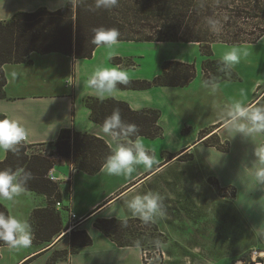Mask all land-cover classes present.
<instances>
[{
    "label": "crops",
    "instance_id": "obj_1",
    "mask_svg": "<svg viewBox=\"0 0 264 264\" xmlns=\"http://www.w3.org/2000/svg\"><path fill=\"white\" fill-rule=\"evenodd\" d=\"M68 1L0 0V19L42 6L57 9ZM136 42L140 41H118L111 47L102 44L95 48L91 57L33 52L24 62L5 64L7 96L0 98V119L16 120L26 130L28 138L24 143L30 147L56 141L63 128L96 134L113 148L119 145L114 135L104 134L103 125L92 119L91 110L84 102L89 95L98 97L87 86L97 68L119 66L126 70L129 79H153L162 72L166 61L179 60L194 63L196 76L186 85L117 87L112 95L106 96L127 101L133 109L157 108L161 111L159 124L163 127V136H139L156 163L151 168L135 165L131 176H116L101 170L88 173L76 168L71 157L58 156L54 172L60 179L54 181L58 182L64 197L56 210L60 211L63 226L70 221L74 224L70 229L69 225L63 228L50 240L35 238L31 227V246L19 250L0 246V264H50L52 258L70 249L73 230H86L92 243L53 264H143L140 246H119L95 225V221L104 217H139L132 214L127 202L147 193L158 194L166 210L164 216L156 214L152 221L166 235L170 236L171 226L178 230V238L172 237L170 241L175 247L169 253L171 264L187 249H196L200 259L225 261L250 248V230L255 235L264 234V217L260 225L250 223L247 206L249 201L253 207L255 203L264 202V180L256 174L255 183L262 197L252 189L248 190L252 198L249 196L245 200L241 196L246 187L244 161L248 154H255L249 161L255 164L256 172L264 168L257 156V150L264 148V131L249 118L250 111L264 96V64L255 55V51L264 47V35L253 43H213L214 58L221 59L234 46L240 55V62L230 67L241 78L215 83H207L204 79L202 65L206 55L202 54L199 44L179 41L186 49L197 48L200 60L197 56L191 58L188 51L167 58L159 54L132 58L121 51L124 45ZM36 65H39L37 76L25 73L28 66ZM10 68L17 70L16 82L8 74ZM241 126L244 131L239 130ZM218 138L221 143L229 142L228 151L212 144ZM5 156L6 152L0 149V160ZM216 183L223 188L235 187L236 198L221 195ZM0 201L8 207L10 215L29 224L35 209L48 203L46 195L27 189L14 201ZM228 202L235 212L222 215L219 203L227 208L231 206ZM261 207L264 211V204ZM63 211L67 213V220ZM70 211L76 215L74 218L70 217ZM227 224L229 231L219 229ZM227 242L235 245L227 248ZM187 253L183 258L190 257Z\"/></svg>",
    "mask_w": 264,
    "mask_h": 264
},
{
    "label": "trees",
    "instance_id": "obj_2",
    "mask_svg": "<svg viewBox=\"0 0 264 264\" xmlns=\"http://www.w3.org/2000/svg\"><path fill=\"white\" fill-rule=\"evenodd\" d=\"M217 0H119L112 9L95 7V0H70L57 9L39 7L35 10L17 11L8 19H0V98H5L7 83L4 66L8 63L26 61L33 52H61L76 57H91L97 45L92 43L94 29H115L119 32L118 41H182L198 42L203 55V74L207 83L223 79L237 80L241 77L221 59L212 57L213 43L211 21ZM223 5L231 7L233 14H247L252 17L264 15L263 0H225ZM186 23V24H185ZM264 35V26L252 40H220L228 44L257 42ZM119 60V57L116 58ZM196 76L194 63L169 60L163 64L160 74L153 79H130L128 85L118 84L120 88H148L153 85H186ZM264 97V96H263ZM262 97V98H263ZM261 98V99H262ZM260 99V100H261ZM258 100V102L260 101ZM85 105L90 108L92 119L103 125L113 110H119L125 122L139 128V136L157 138L163 136V127L159 124L161 111L157 108L133 109L127 101L114 97L103 100L96 96H87ZM256 102V104L258 103ZM118 144L133 145L137 134L114 135ZM55 152L52 155L71 157L76 168L88 173H97L113 147L107 141L90 132L63 128L59 138L49 142ZM218 149L228 151L229 142L221 143L219 138L212 143ZM24 142L19 146L18 154L6 152L0 160V170L24 169L31 179L24 183V189L32 190L47 197L46 206L35 209L30 224L35 238L50 240L69 224L62 225L60 211L56 210L57 201L64 197L58 182L49 177V171L56 163L43 151H29ZM172 155V154H170ZM221 195L226 196L225 188L216 183ZM0 212L10 215L8 207L0 201ZM95 225L119 246H140L144 248L167 242L166 233L159 225L150 220L145 223L139 217L97 218ZM92 237L86 230H73L71 247L50 260H56L75 253L81 246L92 243ZM7 245L0 240V246ZM170 255V254H169ZM171 263V261H170Z\"/></svg>",
    "mask_w": 264,
    "mask_h": 264
},
{
    "label": "clouds",
    "instance_id": "obj_3",
    "mask_svg": "<svg viewBox=\"0 0 264 264\" xmlns=\"http://www.w3.org/2000/svg\"><path fill=\"white\" fill-rule=\"evenodd\" d=\"M118 5L119 0H95L97 9H112ZM94 33L92 43L97 46L103 44L111 47L118 42L119 32L115 29L100 27L94 29ZM221 59L225 65L234 67L240 62L238 49L235 46L232 47L231 50L224 53ZM129 83V76L126 70L121 67H100L88 79L87 86L95 91L99 99L103 100L116 91L118 84L128 85ZM251 120L258 125L260 130H264V109L252 114ZM239 130L244 131V127L241 126ZM103 132L109 136H118L121 133L123 135L137 134V140L133 145L121 143L113 148L112 154L107 157L101 171L109 175L131 176L135 165L151 168L156 163L154 155L149 154V150L139 138V128L133 123L125 122L119 110H113L111 115L105 118ZM27 138L26 130L16 120L7 117L0 119V149L18 154L19 146ZM257 156L261 164H264V148L257 150ZM21 174L24 176L25 184L32 178L31 174L24 169L0 170V199L14 201L22 194L24 184L20 183L18 179ZM257 176L264 180V168L258 170ZM127 206L133 215H138L145 223L153 220L156 214L164 216L166 212L160 196L153 193L137 195L127 202ZM32 239L31 225L26 220L18 219L13 215L5 216L0 212V240L4 241L11 249L19 250L31 246Z\"/></svg>",
    "mask_w": 264,
    "mask_h": 264
},
{
    "label": "rangeland",
    "instance_id": "obj_4",
    "mask_svg": "<svg viewBox=\"0 0 264 264\" xmlns=\"http://www.w3.org/2000/svg\"><path fill=\"white\" fill-rule=\"evenodd\" d=\"M70 1V0H69ZM225 0H217L215 4L216 9L212 17L211 21V29L210 32H212V39L217 40V42L220 43H225L221 42L220 40H252L256 35H258L260 29L262 26H264V15L260 17H252L251 15L247 14H233V11H231V7H228L226 5H223L222 3ZM241 0H235V2H240ZM68 3V2H67ZM66 3V4H67ZM65 4V5H66ZM264 4V0H263ZM49 9V8H48ZM186 24V23H185ZM159 41L158 43H160ZM215 42V43H217ZM243 43H249V42H243ZM198 44V43H197ZM121 51L125 54L130 55V57L134 58L137 57L139 58L140 56H153L159 54V56L167 58L169 55H180L181 53H184L188 51L190 54V57H199L200 60V54L198 53V49H186L182 43H179V41H167L165 44L162 45H157V42L153 41H144V42H136L130 45H124L121 48ZM255 55L259 58V61L261 64H264V47L255 51ZM194 59V58H193ZM39 65H36L35 67H30L28 66V71L25 70V73H28L29 76H32V73H37V67ZM196 69V68H195ZM9 76H13L14 82L17 81V70L14 68H10V71L8 72ZM37 76V74H36ZM264 109V97L261 99V101L256 105L249 113V118L251 119L252 114L259 112L260 110ZM252 121V120H251ZM255 124V123H254ZM257 127L258 125L255 124ZM264 131V130H262ZM220 140V138H219ZM228 141H226L227 143ZM45 155L50 156V158L58 157L59 155L55 154L52 155L51 152H55V149L52 148L50 144H46L44 146L40 147H30L29 151H36V152H41ZM255 154L252 153V156L248 154L246 157L244 163H245V179H246V187L244 190H242L241 196H243V199L247 200V197H253L251 192L249 193L248 190L252 189L253 191H257V193H260V188L259 186L255 183L256 181V166L253 161H249L251 159H254ZM234 157L237 158L238 156L234 154ZM57 159V158H56ZM235 177V175H234ZM236 179V177L234 178ZM226 190V196L229 199H235L237 195V190L233 186H228L225 188ZM248 192V196H247ZM261 197L262 195L259 194ZM263 199V198H262ZM264 200V199H263ZM233 202V201H232ZM234 203V202H233ZM231 202H228V205H231ZM262 204L264 202H260V204L255 203V207H253V204L249 201L248 209H249V221L250 223H253L254 225H260L263 217H264V211ZM223 203H219L218 210L222 215L225 214H230L234 213L235 209L232 207V205L227 208L222 206ZM65 214V218L67 220V213L63 211ZM234 224V223H233ZM220 230H226L229 231L230 226L227 224V226L219 228ZM177 228L174 226L170 227L169 230V235H166L167 242H162L159 243V245L166 250V252L169 254L172 253V250L174 251V246L171 245L172 243L170 242L172 237L174 239L178 238L177 235ZM221 234L223 232L221 231ZM257 235V234H256ZM252 230L249 232V243L251 244L250 248L244 249L242 252H236L238 254H235L234 257L229 258L228 260H216V259H200L201 257L197 255L199 252L196 251V249L186 251L187 255H190L189 258L184 257L182 254L181 256L178 257V259L175 260L173 264H264V254L261 255L264 252V234L258 233V237L256 236ZM221 236H219L220 238ZM229 237V235L225 236ZM226 245L227 248H230L231 246L235 245L234 243ZM261 244V245H257ZM253 245H257L256 247H253ZM261 246V247H260ZM146 248H153L149 245L145 246ZM176 250V249H175ZM195 250V251H194ZM192 252H195V255H193ZM175 253V252H174ZM259 255V256H258ZM190 261V262H189ZM171 264V263H170Z\"/></svg>",
    "mask_w": 264,
    "mask_h": 264
},
{
    "label": "built area",
    "instance_id": "obj_5",
    "mask_svg": "<svg viewBox=\"0 0 264 264\" xmlns=\"http://www.w3.org/2000/svg\"><path fill=\"white\" fill-rule=\"evenodd\" d=\"M75 60V59H73ZM1 76V73H0ZM70 82V81H69ZM72 84V82H70ZM49 177L53 180H59L60 177L54 172V167L49 171ZM57 206H61L62 202L57 201ZM76 215L70 211V217L74 218ZM74 224L73 221L69 223V229ZM141 259L143 264H170L171 256L160 245L153 246V248H141ZM190 262V261H189ZM191 263V262H190ZM188 263V264H190Z\"/></svg>",
    "mask_w": 264,
    "mask_h": 264
},
{
    "label": "bare ground",
    "instance_id": "obj_6",
    "mask_svg": "<svg viewBox=\"0 0 264 264\" xmlns=\"http://www.w3.org/2000/svg\"><path fill=\"white\" fill-rule=\"evenodd\" d=\"M157 43H158V42H157ZM191 43H196V44H197L198 42H191ZM263 254H264V252H263L261 255H263ZM258 256H259V255H258Z\"/></svg>",
    "mask_w": 264,
    "mask_h": 264
},
{
    "label": "water",
    "instance_id": "obj_7",
    "mask_svg": "<svg viewBox=\"0 0 264 264\" xmlns=\"http://www.w3.org/2000/svg\"><path fill=\"white\" fill-rule=\"evenodd\" d=\"M253 264H255V263H253Z\"/></svg>",
    "mask_w": 264,
    "mask_h": 264
}]
</instances>
